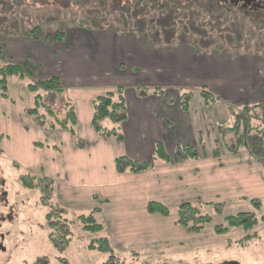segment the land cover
Masks as SVG:
<instances>
[{
    "label": "rangeland",
    "instance_id": "374dc122",
    "mask_svg": "<svg viewBox=\"0 0 264 264\" xmlns=\"http://www.w3.org/2000/svg\"><path fill=\"white\" fill-rule=\"evenodd\" d=\"M251 1L252 5L243 9L244 0H240L238 4L231 3L230 0H97L80 4L69 3L67 0H0V52L6 58L0 56V66L5 62L22 63L29 60L34 65L39 64L36 59L43 61L40 50L42 45L40 43L43 42L34 41L29 37V32L36 27L41 29L40 41H44L47 36L51 39L50 44L46 43L47 49L58 50L59 59L62 58L63 50L72 49L73 45L80 43L78 37L84 34L83 32H115L123 37H132L147 48L150 46L162 51L176 46L190 48L195 54L207 57V67L221 75V79L211 78V87L228 85L231 88L228 94L230 101L227 100L224 112L225 122L213 124L216 133L206 141L208 143L206 150L202 145L195 147L200 153L199 160L201 163H212L214 167H218L220 162L232 163L236 160L253 163L256 168H260L264 182V109L253 110L248 115L243 113L244 104L252 106L264 100V0ZM137 4L140 5L136 7ZM260 5L263 8H260ZM59 32L65 33V36L58 41L56 35ZM25 51L31 52L30 55L33 57L22 59ZM33 52L38 54L36 58ZM44 57L50 58L47 54H44ZM63 62V59L59 60L61 67ZM43 64L44 69L41 70L39 64L36 72L38 80L52 76V72L47 71L49 65L44 61ZM138 74H141L140 70ZM123 75L128 74L120 76L124 77ZM192 81L195 86L175 84L154 88L162 89L164 92L157 97H167L170 106H174L179 100L176 92L180 93V100L183 102L187 101L184 95L192 94L191 99L201 98L200 92L204 86L201 82L204 78L199 68H196ZM28 85V79L14 77L10 80L8 88V99L11 88L12 97L27 110L33 105ZM81 87H87L80 90L94 96L106 91L105 89L120 86L118 83L113 87L81 83ZM132 88L140 90L139 95L143 94L146 97L154 93L147 84L139 87L126 85L127 92ZM204 89L210 92V88ZM69 95L74 97V92L67 82L63 94H49L46 102L63 117L66 114L65 106ZM2 110L0 130L7 126L4 120H8L7 116L3 117L6 111L15 115L16 123L19 125L25 123L28 127L35 124V119L28 116L27 110L26 119L21 116L18 109L10 108L5 103ZM214 120L217 118L214 117ZM29 131L27 139L32 129ZM12 133L15 134L16 131ZM5 135L13 140L11 133ZM45 135H50V132L38 129L33 138L40 141ZM88 139L84 138L86 142ZM240 140L243 145L240 144ZM1 145L2 140L0 149ZM204 150L206 152H203ZM219 150L220 158H214L212 154L220 152ZM5 152L0 150V264H104L109 255L91 249L90 244L105 236L111 241L120 264H264V222L260 221L261 223L249 233L238 228L223 237L214 231L215 226L225 224L227 217L236 216L244 211L255 214L259 219L264 216V188L256 184V186L247 184L243 192L246 197H251L252 194L259 197L256 199L260 201L259 210L252 206L251 201L254 200L248 198L241 204L233 205L224 204L221 196L201 194L186 196L183 200H189V204L199 207L200 213L210 215L213 220L196 236H184L185 233L175 229L179 227L177 213L183 205V200L181 205L177 202H171L170 205L159 202L170 209L171 215L175 218H171L168 227L164 223L150 228L155 230V234L149 232L153 235L149 249L138 243L137 248L122 252L115 249L113 239L107 234L105 227L102 233L88 232L83 229L79 220L80 216H87L94 210L93 194L97 193L101 199H109L113 205H119L117 196L110 193L105 197L103 194L105 188L102 186L87 184L85 187L72 188L58 182V185L54 186L53 200L44 204L43 192L40 189H28L21 181L24 175L43 176L44 172L32 173L21 167L16 158ZM21 153L24 154V148ZM39 168L40 166L36 169ZM44 168L46 170V166ZM156 168L155 174L160 171V168ZM235 178L230 180L235 182ZM155 185L152 196H149V199L153 200L151 202H157L153 198L159 195L158 186ZM122 191H126V186ZM165 201L169 203V198L167 197ZM148 204L149 202L142 201L128 205L135 211L144 212L147 211ZM53 205L63 210L64 218L67 219L61 228L67 233L65 238L68 239V243L64 239L61 242V249L54 246L50 236L55 231L51 229L47 216ZM118 209L119 214H122L123 208ZM126 216H129L127 211L124 217ZM98 221L104 225L102 215L98 217ZM168 228L174 229L167 231ZM180 229L189 232L186 228ZM146 234L147 231L139 236L145 238ZM53 238L56 240L57 235Z\"/></svg>",
    "mask_w": 264,
    "mask_h": 264
},
{
    "label": "crops",
    "instance_id": "0c3cea01",
    "mask_svg": "<svg viewBox=\"0 0 264 264\" xmlns=\"http://www.w3.org/2000/svg\"><path fill=\"white\" fill-rule=\"evenodd\" d=\"M83 33H79L82 35L78 37L80 43L73 45L72 49H66L67 53L63 50L62 58H60L64 60L62 67L59 65L60 59L57 56L60 54L59 51L48 50L47 42L38 40V42L44 43H40L42 44L40 50L44 63L49 65V69L46 70L52 72V76L60 78L65 90L68 82V86L74 92V97L69 95L68 100L77 112V137H73L68 131L46 130L50 132V135H45L40 141H36L33 136L38 128L32 124L33 127L31 125L26 127L25 123L17 124L15 115L6 111V114L3 113V117L7 116L8 120L4 119L7 126L0 130L1 151L8 152L16 158L21 167L32 173L43 171L44 175L54 181L55 185L62 182L72 188L85 187L87 184V186H102L105 188L103 192L105 197L110 193L117 196L119 205H113L107 198H99L97 193L92 195V202L95 203L94 209L101 210L98 217L103 216L104 225H102L107 234L111 235L115 249L122 252L137 248L138 243H142L143 247L149 249L153 236L149 232L155 234V230L150 228H155L156 224L164 223L168 227L171 218H175L172 215L164 217L160 214H150L148 211H135L133 207H129L128 204L153 201L149 199V196H152L155 184L158 186L155 185L159 195L153 198L156 199L154 201L169 205L171 202L181 205V201L186 196L196 194L211 197L221 196L224 204L233 205L241 204L247 198L250 200L259 198L253 194L251 197H246L243 190L247 184L264 188L260 168H256L253 163L237 160L232 163H222L219 160L218 167H214L212 163H201V159L200 162L192 160L183 164L155 161V165L146 172L118 174L115 164L117 158L127 156L141 162L152 160L156 142L164 144L169 156L174 154L179 145L194 147L202 145L206 150L208 145L206 141L214 137V133H216L213 130V124L225 122L224 112H226L227 100L230 101L228 94L231 88L228 85L211 87V78L221 79V75L214 73L211 67H207V57L195 54L190 48L176 46L162 51L150 46L147 48L134 38L123 37L115 32ZM37 48L38 46L35 49ZM43 53L49 55L50 58H45ZM30 54L31 52L25 51L22 59L31 56ZM33 54L35 58L38 55L34 52ZM36 60L43 70V61ZM196 68H199L203 74L204 81L201 82L203 87L210 88V92L220 100L208 103L202 96L200 99L196 98L197 100L190 98L186 102L187 109L184 110L185 105H182L183 101L180 100L179 92H176L179 97L178 102L174 106H170L167 97H157L160 95L156 93H150L147 97H143L139 95L140 90L132 88L129 92L126 91L127 84L133 87L147 84L153 91L156 89L154 87L161 85L195 86L192 80L195 77ZM139 70L141 74H138ZM125 73L128 75L120 76ZM128 81L130 83H127ZM81 83L85 85L93 83L96 86L106 85V87H113L118 83V86L125 88L126 96H128H125L128 119L120 125L124 138L122 142L117 141L114 137L102 138L92 127L93 100L114 89H105L106 91L101 94L93 96L80 90L87 88H80ZM79 94L81 95L78 96ZM1 99L0 116H2L1 111H3L5 103L10 108L18 109L21 116L26 119L27 108L21 106L18 100L12 97L11 88L9 99ZM214 117L217 120H214ZM30 129H32V133L27 139V131ZM13 131L16 133L13 134ZM39 131H43V129H39ZM10 133L13 140L10 136L5 135ZM84 138H89L88 142ZM79 140L84 144L86 142L84 149L79 147ZM36 144H41L43 147L38 150L35 148ZM23 148L24 154L21 153ZM205 150L203 152H206ZM216 153L218 155H215ZM212 156L220 158L221 151L214 152ZM38 166L40 168L36 169ZM44 166H46V170ZM156 167L160 168L157 174H155ZM234 177H236L235 182L230 180ZM125 186L126 191H122ZM167 197L169 203L165 201ZM188 201L183 200V204ZM119 207L123 208L122 214H119ZM125 211L129 216L124 217ZM123 218L126 219L123 220ZM180 228L184 227L180 225L175 227L185 233L184 236H196L197 234L190 231L185 232ZM169 229L171 228H168L167 231ZM146 231L145 238L139 236ZM229 234L231 233L223 235V237Z\"/></svg>",
    "mask_w": 264,
    "mask_h": 264
},
{
    "label": "trees",
    "instance_id": "16d2710c",
    "mask_svg": "<svg viewBox=\"0 0 264 264\" xmlns=\"http://www.w3.org/2000/svg\"><path fill=\"white\" fill-rule=\"evenodd\" d=\"M70 2H75L80 4L81 2H92L97 0H67ZM99 1V0H98ZM141 4V3H140ZM140 4H137L138 7ZM126 8V7H125ZM132 7H130L131 9ZM142 8V7H141ZM140 8V9H141ZM120 18V17H117ZM116 18V19H117ZM41 29L36 27L29 32V37L34 41L41 39ZM65 33L59 32L56 35V39L62 40ZM44 42L50 43L51 39L47 36ZM0 56L6 59L2 52ZM39 64H32L31 61L26 60L22 63L15 62H5L0 66V95L3 99H8V88L9 82L14 77H20L21 79H28V91L33 97V105L27 110L28 116L35 119V126L38 129L43 130H62L68 131L73 137H77V112L73 105H71L70 100L65 106L66 114L61 117L56 110L46 102L49 94H63L66 90L62 81L57 76H52L46 79L38 80L36 79V72L38 71ZM201 88V96L208 103H214L220 100L219 97L213 95L211 92ZM125 89L120 86L114 89V91L108 92L95 100H93V120L92 127L95 132L102 138L114 137L117 141H123V134L121 132L120 125L128 119V109L127 103L124 96ZM156 94H163V90L156 88L154 90ZM192 94L184 95L187 101L191 98ZM143 97V94L141 95ZM183 97V96H182ZM186 102H183V109L186 110ZM264 109V100H262L257 105H243V113L248 115L252 113L253 110ZM113 124V125H112ZM113 126V127H111ZM237 132V131H236ZM237 135V134H236ZM238 136V135H237ZM79 147L81 149L85 148V144L82 141H78ZM240 144L244 143L240 140ZM239 145V142H238ZM37 148H42L41 144H36ZM215 155H218L216 153ZM200 153L194 146L191 145H179L174 154L169 156L166 152L164 144L161 142H156L154 158L149 161L141 162L130 159L127 156L119 157L116 159V170L118 174L125 173H143L152 168L155 161H164L167 163L183 164L187 161L199 160ZM23 185L28 189H40L44 196L42 197V202L44 204L50 203L54 198V186L55 183L45 175H24L21 177ZM256 209H260V201H252ZM218 208L216 205H211ZM50 213L48 214V220L50 227L55 232L51 233V238L54 246L57 249H61V242L66 239L67 233L61 228L65 225L67 219L64 218V211L61 210L57 205L52 206ZM101 210L96 208L92 210L89 215H83L79 217V220L83 226V229L88 232L102 233L104 230L103 225L98 221V214ZM147 211L150 214H160L164 217H169L171 215L170 209L165 207L159 202H149L147 205ZM218 211V210H217ZM178 221L177 225H180L188 229L192 233L202 232L206 226L210 225L213 220L210 215H203L200 213L199 207H195L189 203L183 204L178 209ZM264 222V216L259 219L255 214L249 212H242L236 216H229L225 220L224 225H218L214 227V231L218 235H224L232 231L233 229L242 228L245 232H251L255 227ZM57 235L56 240L53 238ZM68 243V239H66ZM68 245V244H67ZM90 248L109 255V258L104 264H120L118 256L115 255L114 248L108 237H100L95 241L91 242Z\"/></svg>",
    "mask_w": 264,
    "mask_h": 264
},
{
    "label": "flooded vegetation",
    "instance_id": "af4514ba",
    "mask_svg": "<svg viewBox=\"0 0 264 264\" xmlns=\"http://www.w3.org/2000/svg\"><path fill=\"white\" fill-rule=\"evenodd\" d=\"M231 1V3H234V4H238L239 2H240V0H230ZM252 3H253V1H251V0H244V7H242L243 9L245 8V7H248L249 5H252ZM262 5H260V8H263V7H261Z\"/></svg>",
    "mask_w": 264,
    "mask_h": 264
}]
</instances>
